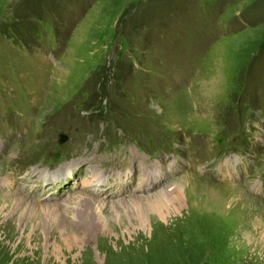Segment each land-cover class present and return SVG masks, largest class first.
Instances as JSON below:
<instances>
[{
  "label": "rangeland",
  "instance_id": "1",
  "mask_svg": "<svg viewBox=\"0 0 264 264\" xmlns=\"http://www.w3.org/2000/svg\"><path fill=\"white\" fill-rule=\"evenodd\" d=\"M196 262L264 264V0H0V264Z\"/></svg>",
  "mask_w": 264,
  "mask_h": 264
},
{
  "label": "bare ground",
  "instance_id": "2",
  "mask_svg": "<svg viewBox=\"0 0 264 264\" xmlns=\"http://www.w3.org/2000/svg\"><path fill=\"white\" fill-rule=\"evenodd\" d=\"M189 184V183H188ZM167 187V186H166ZM189 187V186H188ZM186 189V187H185ZM184 188H182V186L175 184L174 186H172L171 188H162L161 192L157 195H154L152 197H145V198H137V195H135V199L133 200V202H130V205L133 206H138V207H150L151 205H153L152 207L155 206H163L165 204V200L166 202H168V197L172 196L173 199V208L175 209L181 205V192L185 191ZM186 196V195H185ZM153 198V199H152ZM187 198V197H186ZM152 199V201H151ZM92 223V221L89 222V219L86 220V224H90ZM100 223L102 225H104V223L102 221H100ZM83 226H85V223L83 224ZM79 228V227H77Z\"/></svg>",
  "mask_w": 264,
  "mask_h": 264
},
{
  "label": "trees",
  "instance_id": "3",
  "mask_svg": "<svg viewBox=\"0 0 264 264\" xmlns=\"http://www.w3.org/2000/svg\"><path fill=\"white\" fill-rule=\"evenodd\" d=\"M57 34V33H56ZM56 37H58L57 35H56ZM194 264V263H193ZM196 264H200V262L198 263V262H196Z\"/></svg>",
  "mask_w": 264,
  "mask_h": 264
}]
</instances>
